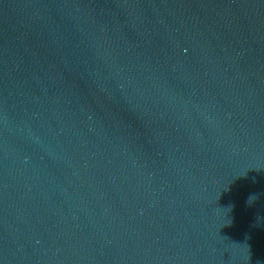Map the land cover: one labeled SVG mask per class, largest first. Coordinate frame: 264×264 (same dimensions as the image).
I'll use <instances>...</instances> for the list:
<instances>
[{
  "label": "water",
  "instance_id": "1",
  "mask_svg": "<svg viewBox=\"0 0 264 264\" xmlns=\"http://www.w3.org/2000/svg\"><path fill=\"white\" fill-rule=\"evenodd\" d=\"M0 264H264V0H0Z\"/></svg>",
  "mask_w": 264,
  "mask_h": 264
}]
</instances>
